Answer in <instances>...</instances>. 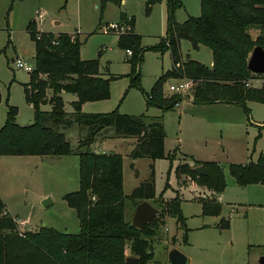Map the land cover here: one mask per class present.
<instances>
[{
    "label": "rangeland",
    "instance_id": "1",
    "mask_svg": "<svg viewBox=\"0 0 264 264\" xmlns=\"http://www.w3.org/2000/svg\"><path fill=\"white\" fill-rule=\"evenodd\" d=\"M181 1L182 7L175 13L178 23L201 16V0ZM40 11L45 13L43 21L37 16ZM123 13L128 17L126 23L120 19ZM31 21H35L39 32L79 36L84 42L81 59L98 60L100 73L105 78L118 77L110 83L109 98L85 102L83 113L106 114L118 110L120 114L131 116L145 114L150 121L163 117L165 159L133 160L130 155L135 139L117 138L114 128L103 130L90 147L99 154L122 156L125 221L128 223L132 222L135 212L130 196L153 176L161 207L158 208L156 202L150 203L164 213L165 222L160 225L161 218V222L154 224L157 228L151 240L154 259L148 264H170L169 254L173 249L188 257L190 264H260L264 256V186H238L230 166L257 162L264 154V104L249 102L248 117L241 107L193 104V90L192 95L182 96L180 107L175 106L173 111L147 109L142 91L132 84L136 74L128 62L131 56L118 46L121 34L136 33L142 38L145 52L137 74H140L141 89L150 92L156 80L172 68L169 51L161 53L152 49L166 36L167 0H162L150 12L146 0H122L118 5L108 2L104 7L101 0H0V127L6 123L8 104L17 107L20 126L34 122V111L26 101L24 90L31 75L16 66L17 60L35 66L36 48L28 31ZM116 24L126 27L123 31L110 29ZM181 53L183 61L190 57L213 66L212 51L207 47L195 50L190 41L183 40ZM174 83L169 80L164 85L167 98L173 96L169 87ZM251 85L263 87L264 78L253 80ZM62 97L66 111L72 113V103L77 97L70 93ZM43 110L50 111L51 107L44 106ZM62 132L76 149L79 127L74 125ZM195 160L221 165L227 184L223 194L216 196L190 177L177 174V167H201H195ZM79 169L80 159L75 155L55 159L0 155V196L14 219L28 222L22 228L25 233L41 228L63 234L81 232L77 212L65 200V196L80 190ZM174 199L182 202L187 232L165 211L166 203ZM203 202L221 203L220 216L204 215ZM222 220L229 222L226 230L221 228ZM16 225L19 232L21 226ZM126 254L132 257L128 248Z\"/></svg>",
    "mask_w": 264,
    "mask_h": 264
},
{
    "label": "trees",
    "instance_id": "2",
    "mask_svg": "<svg viewBox=\"0 0 264 264\" xmlns=\"http://www.w3.org/2000/svg\"><path fill=\"white\" fill-rule=\"evenodd\" d=\"M121 1L101 0L103 7L108 2L118 5ZM161 1L146 0L147 11ZM167 2L166 36L152 49L161 53L169 51L172 68L156 80L150 92L141 89L140 74H137L145 52L142 38L136 33L119 35L118 46L132 52L128 61L136 74L132 84L142 91L147 109L154 107L164 113L173 111L182 96L167 98L164 85L169 80L189 79L196 83L194 104L234 105L241 107L250 117L249 102L264 104V86L255 88L251 85L253 80L264 78V75L255 74L248 68L253 50L256 47L264 49V0H201V16L189 17L184 23H178L175 18L182 1ZM120 19L125 23L128 17L123 13ZM130 22L134 27L133 20ZM254 28L260 31L256 39L250 32ZM28 31L36 48L35 70L30 73V82L24 90L26 101L34 111V122L20 126L17 107L8 104L6 123L0 127V155L78 156L80 190L68 194L65 200L76 210L81 232L63 234L41 228L21 235L17 231L16 219L4 215L6 206L0 196V264H127V248L132 257L139 259V264H148L154 259L151 242L157 234L154 224L161 222L162 218L160 225H163L164 213L151 220L143 231L126 222L123 158L118 154H99L90 147L103 130L114 128L117 138L135 139L130 155L133 160L165 159L163 117L150 121L145 114L131 116L120 114L118 110L106 114L83 113L85 102L109 98L110 83L118 77L105 78L100 73L98 60L81 59L84 42L79 36L39 32L35 21L29 23ZM183 40L190 41L195 50L201 46L209 48L213 66L208 67L190 57L183 61ZM64 93L77 97L72 103V113L65 109ZM47 105L51 107L50 111L43 110ZM74 125L80 129L76 149L62 132V129ZM169 157L174 159V155ZM197 166H203L206 175H198L190 167H177V174L190 177L216 196L223 194L227 184L221 165L195 160ZM230 173L240 187L264 185V154L257 162L231 164ZM130 201L135 203V208L143 201L156 202L154 204L161 207L153 176L134 190ZM181 203L180 199L171 200L166 203L165 211L186 229ZM202 205L206 216L219 217L222 212V205L218 202H203ZM228 225V221L222 220L221 228L226 230ZM173 242L176 243V238Z\"/></svg>",
    "mask_w": 264,
    "mask_h": 264
},
{
    "label": "water",
    "instance_id": "3",
    "mask_svg": "<svg viewBox=\"0 0 264 264\" xmlns=\"http://www.w3.org/2000/svg\"><path fill=\"white\" fill-rule=\"evenodd\" d=\"M248 68L255 74L264 75V49L262 47H256L253 50ZM194 170L198 175H206V170L203 166L195 168ZM47 203L48 200L44 202L45 206L48 205ZM160 213L161 211L149 201H143L136 206L131 225L136 229L143 231L148 223L158 217ZM126 262L127 264H139V259L136 257H128ZM169 262L170 264H190L188 257L177 249H173L170 252ZM259 263L264 264V256L260 258Z\"/></svg>",
    "mask_w": 264,
    "mask_h": 264
},
{
    "label": "built area",
    "instance_id": "4",
    "mask_svg": "<svg viewBox=\"0 0 264 264\" xmlns=\"http://www.w3.org/2000/svg\"><path fill=\"white\" fill-rule=\"evenodd\" d=\"M38 19H40L41 21H43L45 19V13L43 11H40L38 13ZM126 23V22H125ZM126 26H122L119 24L116 25H112L110 27V29L116 30V31H123L125 29ZM128 29V28H127ZM122 35V34H121ZM127 53L132 56V52L131 51H127ZM16 66L18 69H22L28 73H32L35 70V66H33L32 64H29L25 61L22 60H17L16 62ZM175 83L171 84L169 87V91L171 95H180V96H184V95H192L194 87L196 86V83L192 80L189 79H174L173 80ZM176 107H180V103H178L176 105ZM8 211L6 210L4 212V215H8ZM15 223L19 224L20 227V231L19 233L21 235H23L25 233V231H23V227H25L27 225V222L25 221H20L18 219L15 220Z\"/></svg>",
    "mask_w": 264,
    "mask_h": 264
},
{
    "label": "crops",
    "instance_id": "5",
    "mask_svg": "<svg viewBox=\"0 0 264 264\" xmlns=\"http://www.w3.org/2000/svg\"><path fill=\"white\" fill-rule=\"evenodd\" d=\"M251 33H252V35H253V38H257L258 37V35H259V33H260V31H259V29H256V28H254V29H251V31H250ZM209 67V66H208ZM212 67V66H211ZM194 104V103H193ZM216 105V104H215ZM226 105V104H225ZM228 106H234V105H228ZM236 107H238V106H236ZM135 143V142H134ZM134 145V144H133ZM44 158H52V159H55V158H58V157H44ZM192 158H194V157H192ZM195 159V158H194ZM197 161H199V160H197ZM200 162H203V161H200ZM238 185V184H237ZM258 185H260V184H258ZM239 186V185H238ZM262 186H264V185H262ZM244 188V187H243ZM3 200V199H2ZM49 201V200H48ZM4 202V201H3ZM4 204H5V206H6V210L8 211V213H9V215L10 216H12V217H15V216H13L12 214H11V210H10V208H8L7 207V205H6V203L4 202ZM221 204V203H220ZM222 205V204H221ZM18 219V218H17ZM19 220V219H18ZM225 221V220H224ZM25 222H27V221H25ZM28 223V222H27ZM29 232H31V230H28ZM33 232V231H32Z\"/></svg>",
    "mask_w": 264,
    "mask_h": 264
}]
</instances>
